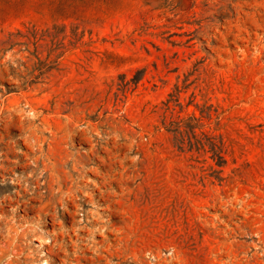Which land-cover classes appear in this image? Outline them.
<instances>
[{"label":"rangeland","instance_id":"374dc122","mask_svg":"<svg viewBox=\"0 0 264 264\" xmlns=\"http://www.w3.org/2000/svg\"><path fill=\"white\" fill-rule=\"evenodd\" d=\"M0 264H264V0H0Z\"/></svg>","mask_w":264,"mask_h":264},{"label":"trees","instance_id":"16d2710c","mask_svg":"<svg viewBox=\"0 0 264 264\" xmlns=\"http://www.w3.org/2000/svg\"><path fill=\"white\" fill-rule=\"evenodd\" d=\"M222 164H224V162H221V164H220V165H222Z\"/></svg>","mask_w":264,"mask_h":264}]
</instances>
